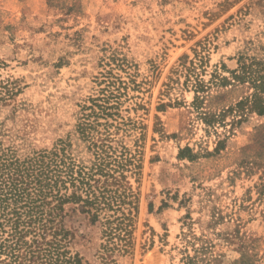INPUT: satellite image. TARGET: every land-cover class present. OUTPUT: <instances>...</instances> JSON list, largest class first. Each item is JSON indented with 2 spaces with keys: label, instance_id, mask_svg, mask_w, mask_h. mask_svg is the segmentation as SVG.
<instances>
[{
  "label": "rangeland",
  "instance_id": "rangeland-1",
  "mask_svg": "<svg viewBox=\"0 0 264 264\" xmlns=\"http://www.w3.org/2000/svg\"><path fill=\"white\" fill-rule=\"evenodd\" d=\"M243 64L264 75V0H0V134L18 156L62 143L89 164L81 107L121 82L130 222L105 250L101 219L67 206L84 264H264V115L200 114L254 92L233 78Z\"/></svg>",
  "mask_w": 264,
  "mask_h": 264
},
{
  "label": "trees",
  "instance_id": "trees-1",
  "mask_svg": "<svg viewBox=\"0 0 264 264\" xmlns=\"http://www.w3.org/2000/svg\"><path fill=\"white\" fill-rule=\"evenodd\" d=\"M232 75L237 81L248 82L254 92L221 112L201 111L209 126L223 122L229 113L235 116L231 126L240 125L251 113L264 115V75L244 64ZM120 84L117 78L107 80L100 95L81 107L76 129L92 155L89 164L73 159L62 143L18 156L3 145L0 134V264H84L72 248L74 237L65 225L67 206L92 223L101 219L105 250L113 232L129 225L130 218L120 207L131 196L124 174L130 159L123 147H113L117 139L110 128L119 117L115 110ZM193 86L196 92L205 88L197 75ZM9 91L0 81V112L7 105ZM195 103L199 108L198 96Z\"/></svg>",
  "mask_w": 264,
  "mask_h": 264
}]
</instances>
